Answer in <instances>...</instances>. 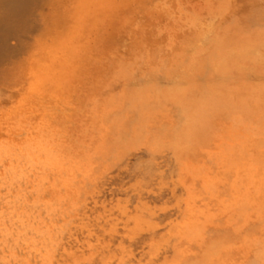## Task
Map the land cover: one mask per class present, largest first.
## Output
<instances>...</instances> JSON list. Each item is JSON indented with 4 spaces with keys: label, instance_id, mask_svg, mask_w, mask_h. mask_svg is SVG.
<instances>
[{
    "label": "rangeland",
    "instance_id": "374dc122",
    "mask_svg": "<svg viewBox=\"0 0 264 264\" xmlns=\"http://www.w3.org/2000/svg\"><path fill=\"white\" fill-rule=\"evenodd\" d=\"M0 264H264V0H0Z\"/></svg>",
    "mask_w": 264,
    "mask_h": 264
}]
</instances>
